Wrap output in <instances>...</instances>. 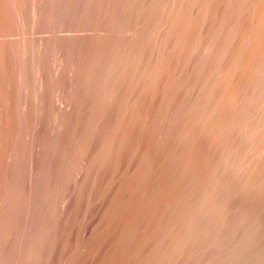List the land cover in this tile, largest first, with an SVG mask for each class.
Here are the masks:
<instances>
[{
    "label": "bare ground",
    "instance_id": "bare-ground-1",
    "mask_svg": "<svg viewBox=\"0 0 264 264\" xmlns=\"http://www.w3.org/2000/svg\"><path fill=\"white\" fill-rule=\"evenodd\" d=\"M0 264H264V0H0Z\"/></svg>",
    "mask_w": 264,
    "mask_h": 264
}]
</instances>
